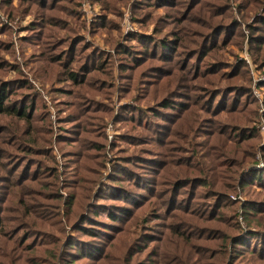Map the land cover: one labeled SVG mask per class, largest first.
I'll use <instances>...</instances> for the list:
<instances>
[{"label": "rangeland", "instance_id": "rangeland-1", "mask_svg": "<svg viewBox=\"0 0 264 264\" xmlns=\"http://www.w3.org/2000/svg\"><path fill=\"white\" fill-rule=\"evenodd\" d=\"M2 87L0 264H264V0H0Z\"/></svg>", "mask_w": 264, "mask_h": 264}, {"label": "trees", "instance_id": "trees-1", "mask_svg": "<svg viewBox=\"0 0 264 264\" xmlns=\"http://www.w3.org/2000/svg\"><path fill=\"white\" fill-rule=\"evenodd\" d=\"M120 51H121V53H128L129 49H128V47L124 46L123 48L120 49ZM93 65H94V71L89 72L84 80H82L83 76L82 75L80 76V73L76 70L70 72V76H71L72 80L77 83V85H82V84H85L86 82L98 81L96 83V87H98L99 89H102V88L105 89V87L107 85H109V78H107L105 80V78L101 79V78H98L97 76H93V74H92V73H95L98 69H101L100 68L101 66L104 67L103 66V59L102 58L97 59L96 61L93 62ZM133 65H135V63L134 64H123L122 66H120V69L127 70V69H130L131 66H133ZM102 70L106 71V68L104 67ZM107 71H109V69H107ZM5 92H6L5 87H2L0 89V113L4 114V115H6V113H10L11 115L14 114L13 116L21 117V118H25V119H30L32 121V119L34 118V113L30 114L29 111H27L26 104H24V106L20 109L17 108L16 106H5L4 105L2 95L5 96ZM2 93H4V94H2ZM76 93L79 95L78 92H76ZM30 107H31V104H30ZM30 120H26V121L30 122ZM32 151H33L32 148H30L29 146H26L25 153H27V152L31 153ZM0 161H1V158H0ZM0 169H2L1 166H0ZM26 181H29V179H26L24 181V183ZM36 181L38 183L47 185V184H45L46 182H43V181L39 182L40 180L36 179L35 183H36ZM23 185L24 184H15L14 181L12 183L13 187L18 188V190H16V191L18 193H20V195L22 193H24V191H25V187H23Z\"/></svg>", "mask_w": 264, "mask_h": 264}]
</instances>
